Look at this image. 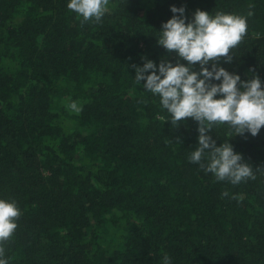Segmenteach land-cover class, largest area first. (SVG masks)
I'll use <instances>...</instances> for the list:
<instances>
[{
	"label": "trees",
	"instance_id": "trees-1",
	"mask_svg": "<svg viewBox=\"0 0 264 264\" xmlns=\"http://www.w3.org/2000/svg\"><path fill=\"white\" fill-rule=\"evenodd\" d=\"M68 2L0 0V199L22 213L3 258L264 264V127L255 137L212 129L256 175L217 181L188 160L197 122L171 125L131 67L175 63L157 39L170 7L184 6L189 20L196 9L246 17L233 61L220 66L264 83V0H110L99 23L83 25Z\"/></svg>",
	"mask_w": 264,
	"mask_h": 264
},
{
	"label": "clouds",
	"instance_id": "clouds-1",
	"mask_svg": "<svg viewBox=\"0 0 264 264\" xmlns=\"http://www.w3.org/2000/svg\"><path fill=\"white\" fill-rule=\"evenodd\" d=\"M109 5L110 0H69L67 8L78 18L82 17L83 25L91 21L99 23L109 11ZM170 11L173 15L162 23L157 44L175 54V63L161 59L157 66L142 57V67L131 65L136 82L144 81L145 90L159 96L162 108L171 116V125L179 127L181 121L189 118L197 122L198 146L188 156L190 162L213 174L217 181L236 185L255 180L253 167L245 163L229 141L217 146L216 139L210 135L214 127L227 125L231 130L229 136L250 133L255 137L264 127V83L259 76L242 80L240 75L220 66L221 62L233 61L231 50L243 42L247 18L224 12L212 15L196 9L189 20L184 6H171ZM252 15L249 11L248 16ZM197 65L198 71L194 70ZM66 107L76 114L82 111L75 101ZM222 195L229 194L225 191ZM21 215L15 200L0 199V264H8L3 258L4 245L13 237ZM163 264H170L167 256Z\"/></svg>",
	"mask_w": 264,
	"mask_h": 264
}]
</instances>
